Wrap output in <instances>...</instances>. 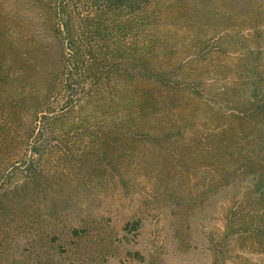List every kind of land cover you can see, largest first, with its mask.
I'll list each match as a JSON object with an SVG mask.
<instances>
[{
	"label": "rangeland",
	"instance_id": "1",
	"mask_svg": "<svg viewBox=\"0 0 264 264\" xmlns=\"http://www.w3.org/2000/svg\"><path fill=\"white\" fill-rule=\"evenodd\" d=\"M154 7L72 108L49 0H0V264H264V236L224 226L249 182L232 154L264 160V0ZM147 59L180 85L145 110Z\"/></svg>",
	"mask_w": 264,
	"mask_h": 264
},
{
	"label": "trees",
	"instance_id": "2",
	"mask_svg": "<svg viewBox=\"0 0 264 264\" xmlns=\"http://www.w3.org/2000/svg\"><path fill=\"white\" fill-rule=\"evenodd\" d=\"M156 2L157 0H49L53 30L66 44L65 72L60 79V92L65 106L77 108L89 95L84 92L85 88L97 89L99 83L118 72L117 61L112 55L115 53L109 51L110 39L107 35L126 38L139 22H143L147 31H150ZM96 40L107 42L103 51L95 46ZM119 48L120 46L115 50L119 51ZM141 66L143 74L149 80L143 90V97H146L144 108L147 110L151 106L156 109L155 103H151L156 102L153 95L156 86L160 85V89L168 90L180 84L167 71L149 65L148 59L142 61ZM101 67L106 71L99 69ZM148 98L153 100L148 101ZM255 103L256 106L249 108V111H253L254 115H250L252 117L260 116L258 114L264 110V105L258 101ZM52 112L46 110L47 114ZM49 116L51 115L41 116L46 121L44 124L50 123ZM244 124L242 133L256 123L250 120L244 121ZM257 137L255 144L261 150L263 140ZM232 155L241 158L233 159L227 174L234 178V174L239 173L249 182L244 183L238 203L234 206L239 214L238 218L234 219L229 211L224 226L229 229L233 225L250 227L256 235L264 236V160L256 158L252 162L255 156L251 151Z\"/></svg>",
	"mask_w": 264,
	"mask_h": 264
}]
</instances>
